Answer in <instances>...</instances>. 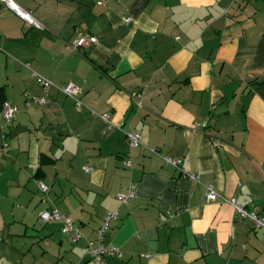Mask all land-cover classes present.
<instances>
[{
  "label": "crops",
  "instance_id": "1",
  "mask_svg": "<svg viewBox=\"0 0 264 264\" xmlns=\"http://www.w3.org/2000/svg\"><path fill=\"white\" fill-rule=\"evenodd\" d=\"M15 1L42 27L0 0V107L18 110L0 117V264H94L85 245L109 210L122 255L105 264H264V229L205 198L211 184L264 214V0ZM80 34L99 42L75 50ZM69 81L80 108L57 88ZM51 207L79 239L39 219Z\"/></svg>",
  "mask_w": 264,
  "mask_h": 264
},
{
  "label": "built area",
  "instance_id": "2",
  "mask_svg": "<svg viewBox=\"0 0 264 264\" xmlns=\"http://www.w3.org/2000/svg\"><path fill=\"white\" fill-rule=\"evenodd\" d=\"M5 3V5L12 10L16 15L22 18L27 25H31L34 27H42L40 21L29 11L22 8L15 0H1ZM126 18L125 20H127ZM98 38L96 36H85L78 35L73 41V48L75 50L88 47L91 44H98ZM36 78L38 83L44 88V91H47L50 87L54 86L53 82L39 74H36ZM61 90L65 95L71 97L74 100V104L76 107L80 108L83 106L82 101L79 98L80 88L75 85L73 82H67L65 85L61 87H57ZM30 103H45L44 97L32 96L27 100L26 104ZM17 107L11 105L8 102H4L0 107V117H2L6 122H13L17 118ZM125 141L130 145L138 146L142 144V136L139 132L135 130H128L125 133ZM152 152H157L155 148H149ZM164 163L166 165H170L173 167H179V159L173 158L168 155L162 156ZM123 165L125 167H131L132 161L130 157H125L123 159ZM185 177L198 180L197 175L193 173H185ZM38 186L40 190L45 193L48 191V185L43 181H38ZM135 195L134 185L131 184L125 192H119L116 194V198L123 202L127 203L132 197ZM205 198L207 201L221 199L223 201H227L230 203L234 211L241 218L249 219L254 228L264 229V214H261L253 209L246 208L239 204L235 197H223L219 192L214 188L213 185L207 184L205 185ZM117 212L114 210H109L105 213L103 221L101 225L96 229V235L94 238L88 239L85 245V254L92 260L94 264H105V258L107 256L120 258L122 255V251L118 246L108 245L104 242V236L106 234L107 229L110 225V220L116 218ZM38 217L40 220L44 222L58 220L61 221V232L65 236H68L71 240L75 241L80 238L81 233L78 227L74 224L72 218L56 207H51L47 209H43L39 212Z\"/></svg>",
  "mask_w": 264,
  "mask_h": 264
}]
</instances>
